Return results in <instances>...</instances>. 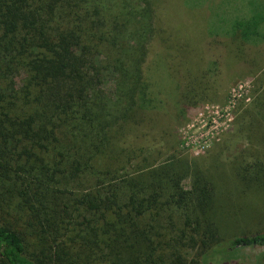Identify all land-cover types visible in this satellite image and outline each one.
<instances>
[{
	"label": "trees",
	"instance_id": "16d2710c",
	"mask_svg": "<svg viewBox=\"0 0 264 264\" xmlns=\"http://www.w3.org/2000/svg\"><path fill=\"white\" fill-rule=\"evenodd\" d=\"M156 5L0 0V264H203L264 248V231L220 229L264 225V0L212 8L206 73L160 66L162 90ZM238 64L259 68L234 132L207 156L164 159L188 115L224 105Z\"/></svg>",
	"mask_w": 264,
	"mask_h": 264
},
{
	"label": "rangeland",
	"instance_id": "374dc122",
	"mask_svg": "<svg viewBox=\"0 0 264 264\" xmlns=\"http://www.w3.org/2000/svg\"><path fill=\"white\" fill-rule=\"evenodd\" d=\"M185 2L186 0H156V26L159 29V39L155 42V57L151 58V60L154 58L156 61L158 59L164 60V63L158 61L156 68H153L156 81L154 83L157 90L166 88L165 83H168V81L164 80L165 71L161 70L164 66L173 65V69L170 66H166L165 70L172 74L179 72L177 76L182 80L184 72L187 73V78L189 73L193 71H199L202 74L206 73L208 61L213 57L206 38L202 35V31L210 20L212 8L215 10L222 0L197 1L200 3L195 7L197 9L187 6ZM160 66L161 69L159 68ZM235 66L237 68H230V86L226 91V95L229 98L226 99L224 105L214 106L213 102H211L214 99H209L207 101L209 105L206 108L191 116L188 115L185 119L186 121H182L184 123L177 131L176 137L169 140L170 144L168 141L165 142L170 148L162 150L161 153H164V159L169 155L178 156L179 154L190 157L207 156L205 154L206 151L213 147L226 132H234L233 111L240 101L250 98L251 79L259 68L258 65L255 68L249 67V64H238ZM166 93L169 96V98L165 97L166 102L169 103L171 108L167 114L174 117L173 106L175 100L170 98V95H172L170 91H166ZM160 119L161 116L155 117V120ZM139 129L130 137H138L141 131ZM141 135L142 133L139 137ZM243 143V141L238 143V151ZM147 152V155L151 154L148 150ZM159 155H157L155 160H160V158L158 159ZM220 229L225 237L242 236L257 231L262 232L264 231V225L260 226L256 223H250L240 227H221ZM263 255L264 248L262 247L238 248L232 251L224 250L215 256L210 255L202 262L203 264H263Z\"/></svg>",
	"mask_w": 264,
	"mask_h": 264
}]
</instances>
